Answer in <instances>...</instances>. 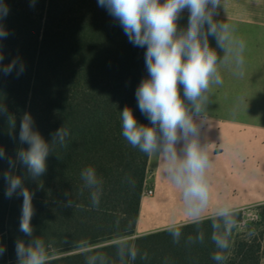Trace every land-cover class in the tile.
Returning a JSON list of instances; mask_svg holds the SVG:
<instances>
[{
  "label": "trees",
  "instance_id": "trees-1",
  "mask_svg": "<svg viewBox=\"0 0 264 264\" xmlns=\"http://www.w3.org/2000/svg\"><path fill=\"white\" fill-rule=\"evenodd\" d=\"M9 12L2 21L10 33L0 41L3 64L19 57L25 71L17 77L0 73V102L15 120L0 116V147L15 158L20 144V123L31 114L34 129L51 142L62 126L70 130L67 147L47 158V171L34 180L17 165L14 175L24 177L33 193V237L48 246V264H85L86 248L108 255L114 264V240L132 237L140 213L149 155L133 148L122 136L121 111L128 106L138 123L150 125L141 114L135 96L142 79L148 76L145 48L129 42L118 21L98 5V0H2ZM163 3V0H161ZM15 137V139H13ZM59 157V159L57 158ZM92 166L103 181L98 207L91 206L88 189L81 188V170ZM9 170L0 160V237L6 236L4 264H17L15 242L30 241L19 231L23 197L6 198L3 173ZM130 178L131 183L128 182ZM66 193L68 195H66ZM73 207H66L67 201ZM236 224L243 219L236 212ZM200 229L204 243H187L197 235L196 225L182 229L179 244L167 231L135 239L140 254L128 264H216L217 251L211 241V221ZM83 251L51 258L67 252ZM85 249V250H84ZM223 264H260L264 256V231L253 238L229 237Z\"/></svg>",
  "mask_w": 264,
  "mask_h": 264
},
{
  "label": "clouds",
  "instance_id": "clouds-1",
  "mask_svg": "<svg viewBox=\"0 0 264 264\" xmlns=\"http://www.w3.org/2000/svg\"><path fill=\"white\" fill-rule=\"evenodd\" d=\"M36 0H32L34 6ZM98 5L118 21L130 43L145 48V66L148 76L141 80L135 96L138 108L150 125L138 123L130 107L121 111L122 136L141 152L161 158L165 175L180 189L183 207L190 223L196 225L197 235L188 236L187 243H204L205 235L200 229L204 219L211 221V241L217 251L211 256L216 264L226 260L224 252L229 248V237L236 225V211L228 203L216 207L212 215L205 217L209 207L210 184L207 169L210 164L207 145L200 142V129L207 121V105L210 102L213 85L223 83L220 73L222 64H232L236 74L243 75L245 63L243 40H235L233 28L226 22L214 20L221 0H98ZM190 13L186 29H178V20L183 11ZM9 8L0 0V41L7 39L8 30L2 21ZM207 25V28L205 26ZM209 37L216 40L222 50L220 57L209 44ZM4 53L0 44V73L11 75L14 71L22 75L25 65L19 57L3 64ZM183 88V96L180 93ZM0 116L7 117L12 127L15 120L7 106L0 102ZM70 130L64 126L51 134L47 142L34 129V120L29 113L21 119L19 142L28 147L19 148L15 158L8 156L0 147V160L7 162L9 170L3 173L6 183L5 197H23L19 231L30 237V241L17 239L15 251L17 264H48V246L41 237H33L31 219L34 215L33 193L24 185V177L14 175L12 170L20 165L34 180L47 171V158L59 148H66ZM15 139V137H13ZM178 145L180 147L178 148ZM59 159V157L57 156ZM83 182L81 194L88 189L92 207H98L103 192V181L94 167L81 170ZM131 183L130 178H127ZM66 195H68L66 193ZM69 199L66 207H73ZM184 223L172 222L165 231L179 244ZM119 264L128 261L147 260V253L139 250L121 237L114 240ZM85 264H114L107 254L86 248ZM6 248L0 246V256Z\"/></svg>",
  "mask_w": 264,
  "mask_h": 264
},
{
  "label": "crops",
  "instance_id": "crops-1",
  "mask_svg": "<svg viewBox=\"0 0 264 264\" xmlns=\"http://www.w3.org/2000/svg\"><path fill=\"white\" fill-rule=\"evenodd\" d=\"M216 11L214 20L230 24L235 40L245 42L243 75L236 74L232 64H222L220 73L223 83L213 85L211 89L210 100H231L237 98V84H264V0H221V6ZM189 15L185 9L177 22L178 29L187 28ZM209 44L220 57L223 56L215 38L209 37ZM181 92L183 96L182 86ZM218 115L220 112L215 108H207L206 116ZM214 121L212 118L208 124H202L200 129V142L207 145L210 159L206 172L210 184V202L205 217L212 215L216 207L224 203L231 205L236 212L242 211L245 204H251L254 198L251 183L248 184V192L244 187V192L238 198L234 140H228L225 128ZM149 189H153L154 193L142 195L140 213L131 239L163 232L172 222L192 225L185 214L180 189L165 175L162 160L156 155L150 156L148 161L144 191Z\"/></svg>",
  "mask_w": 264,
  "mask_h": 264
},
{
  "label": "rangeland",
  "instance_id": "rangeland-1",
  "mask_svg": "<svg viewBox=\"0 0 264 264\" xmlns=\"http://www.w3.org/2000/svg\"><path fill=\"white\" fill-rule=\"evenodd\" d=\"M236 87V99L210 100L207 108H215L220 115L207 116V121L203 124H208L213 118L216 124L225 128L227 139L234 140L238 198L244 192V187L248 192L250 183L254 198L251 204H245V209L241 211L243 219L232 229V234L234 238L249 239L264 231V84H237ZM180 93L182 94L181 86ZM0 246L6 248V252L0 256V264H4V257L7 255L6 236L0 237ZM80 251L83 249L51 258ZM260 264H264V256Z\"/></svg>",
  "mask_w": 264,
  "mask_h": 264
},
{
  "label": "built area",
  "instance_id": "built-area-1",
  "mask_svg": "<svg viewBox=\"0 0 264 264\" xmlns=\"http://www.w3.org/2000/svg\"><path fill=\"white\" fill-rule=\"evenodd\" d=\"M153 193H154L153 189L145 190L143 192V194H147V195H153Z\"/></svg>",
  "mask_w": 264,
  "mask_h": 264
}]
</instances>
